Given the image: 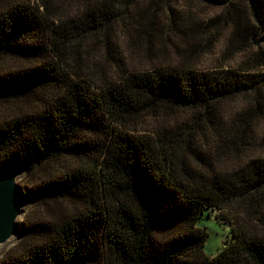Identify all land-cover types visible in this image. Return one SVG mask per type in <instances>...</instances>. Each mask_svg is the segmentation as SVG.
<instances>
[{
	"label": "trees",
	"instance_id": "16d2710c",
	"mask_svg": "<svg viewBox=\"0 0 264 264\" xmlns=\"http://www.w3.org/2000/svg\"><path fill=\"white\" fill-rule=\"evenodd\" d=\"M80 1L82 21L59 24L52 0H0V173L26 169L22 200L42 209L18 219L0 264H264V230L230 212L264 205V157L249 151L250 122L225 136L216 127L221 163L201 151L196 121L203 115L215 128L220 102L259 93L264 75L160 66L95 86L70 68L69 49L109 30L118 8ZM245 1L252 23L239 14L234 33L244 27L252 43L264 42V0ZM173 107L191 121L130 132L143 115ZM211 212L231 233L214 255L200 222Z\"/></svg>",
	"mask_w": 264,
	"mask_h": 264
},
{
	"label": "rangeland",
	"instance_id": "374dc122",
	"mask_svg": "<svg viewBox=\"0 0 264 264\" xmlns=\"http://www.w3.org/2000/svg\"><path fill=\"white\" fill-rule=\"evenodd\" d=\"M112 1L118 11L110 29L79 38L71 45L67 56L70 68L91 79L95 86L130 71H145L160 66L188 67L200 71L230 69L264 75V42L252 43L244 27L234 33L239 14L245 19V24L252 23L253 17L245 0H235L230 7L216 5L209 0ZM99 2L101 0L94 1L96 4ZM32 3L36 5L35 1ZM52 6L54 14L51 19L55 23L72 20L80 23L84 18L85 3L80 0H52ZM259 90V93L238 94L222 100L218 110L222 120L215 128L203 115L195 119L201 125L197 133L203 145L201 151L206 152L210 161L212 158L221 163L228 160L225 158L226 148L215 136L216 127L225 136L232 134L235 126L241 128L246 121L250 122L246 127L252 142L249 151L264 157V84ZM258 95L259 105L255 98ZM23 106L14 104L11 107L17 109ZM4 111L6 114V108ZM191 115L190 111L182 108H161L156 115H143L138 123L131 125L135 130L130 132L148 133L162 126L167 128L185 120L190 122ZM237 117L241 119L236 120ZM213 119L216 121L215 117ZM235 159H229L227 164ZM30 178L26 169L22 168L17 183L27 182ZM22 207L18 219L26 214L35 215L39 209L42 211L40 207L25 202ZM230 212L232 217L249 220L264 230V205L254 215L235 207ZM211 213H205L200 220L208 231L204 245L208 255L217 253L231 238L229 225L218 222L215 213ZM247 214L253 216L250 218ZM17 240L16 233L0 250V255Z\"/></svg>",
	"mask_w": 264,
	"mask_h": 264
},
{
	"label": "water",
	"instance_id": "95a60500",
	"mask_svg": "<svg viewBox=\"0 0 264 264\" xmlns=\"http://www.w3.org/2000/svg\"><path fill=\"white\" fill-rule=\"evenodd\" d=\"M20 173L21 169L18 167L0 173V250L17 233L18 218L23 208L17 183Z\"/></svg>",
	"mask_w": 264,
	"mask_h": 264
}]
</instances>
